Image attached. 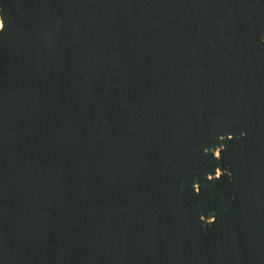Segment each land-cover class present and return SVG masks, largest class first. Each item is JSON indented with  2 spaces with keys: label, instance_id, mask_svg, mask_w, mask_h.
Wrapping results in <instances>:
<instances>
[{
  "label": "water",
  "instance_id": "95a60500",
  "mask_svg": "<svg viewBox=\"0 0 264 264\" xmlns=\"http://www.w3.org/2000/svg\"><path fill=\"white\" fill-rule=\"evenodd\" d=\"M0 13V264H264V0Z\"/></svg>",
  "mask_w": 264,
  "mask_h": 264
},
{
  "label": "rangeland",
  "instance_id": "374dc122",
  "mask_svg": "<svg viewBox=\"0 0 264 264\" xmlns=\"http://www.w3.org/2000/svg\"><path fill=\"white\" fill-rule=\"evenodd\" d=\"M0 16H1V13H0ZM1 17H2V16H1ZM2 22H3V18H2ZM2 27H3V26H2ZM219 150H220V147H219L218 149L214 150V151H215V155H216L217 157L219 156ZM217 171H218V172H217L215 175H210L209 177H210V178H216V177H218L221 173H223V171L220 170L219 167H218ZM207 220L210 221V218H208Z\"/></svg>",
  "mask_w": 264,
  "mask_h": 264
},
{
  "label": "bare ground",
  "instance_id": "6f19581e",
  "mask_svg": "<svg viewBox=\"0 0 264 264\" xmlns=\"http://www.w3.org/2000/svg\"><path fill=\"white\" fill-rule=\"evenodd\" d=\"M3 26V22H2V17L0 16V28H2ZM196 186L198 187V184H196Z\"/></svg>",
  "mask_w": 264,
  "mask_h": 264
},
{
  "label": "snow or ice",
  "instance_id": "6c2138e0",
  "mask_svg": "<svg viewBox=\"0 0 264 264\" xmlns=\"http://www.w3.org/2000/svg\"><path fill=\"white\" fill-rule=\"evenodd\" d=\"M5 26H6V24H5ZM0 30H2V28H0Z\"/></svg>",
  "mask_w": 264,
  "mask_h": 264
}]
</instances>
